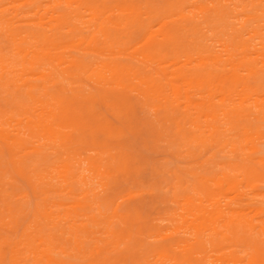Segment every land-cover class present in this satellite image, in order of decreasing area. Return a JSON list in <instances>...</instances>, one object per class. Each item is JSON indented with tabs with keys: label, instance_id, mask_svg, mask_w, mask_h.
<instances>
[{
	"label": "bare ground",
	"instance_id": "bare-ground-1",
	"mask_svg": "<svg viewBox=\"0 0 264 264\" xmlns=\"http://www.w3.org/2000/svg\"><path fill=\"white\" fill-rule=\"evenodd\" d=\"M43 1L51 3L23 2L40 10ZM59 1L65 7L56 9L44 28L19 29L18 23L28 21L19 16L25 11L5 13L6 5L18 1L0 0V31L10 42L7 49L0 47V101L18 102L24 95L38 106L20 119L0 113V264H264V204L247 206L240 198L234 205L212 198L202 204L184 195L181 212L174 214L190 236L163 239L151 253L141 236L144 219L131 203L123 212L117 209L121 227L108 224L106 238L89 236L91 226L107 223L112 200L104 198L111 205L105 212L74 201L77 194H89L77 187L88 175L80 173V162L71 154L81 143L79 134L100 137L97 146L104 148L124 133L97 107L131 105L126 94L131 90L153 108L155 119L172 125L188 152L226 143L232 151L225 130L264 120V102L258 100L264 92V0H166L157 3L155 30L143 24L133 0L125 8H109L124 11L116 18L102 13L110 0ZM82 10L92 14V22L83 25ZM124 27L142 35L140 67L120 58L125 49L114 48L125 42ZM66 36L73 39L67 45L85 44L90 56L59 52ZM34 77L44 81L31 82ZM84 79L101 91H85ZM66 90L71 95L63 94ZM216 94L219 107L213 102ZM184 122L191 128L183 129ZM21 125L40 141L29 140ZM240 128L238 143L252 154L247 159L264 162L263 149ZM89 165L87 170L98 175L99 167ZM242 169L248 183L264 173V166ZM221 178L232 188V175ZM261 214V224L249 218ZM256 227L262 237L254 239L250 233ZM222 241L234 249L209 258L206 247L219 251Z\"/></svg>",
	"mask_w": 264,
	"mask_h": 264
},
{
	"label": "rangeland",
	"instance_id": "rangeland-1",
	"mask_svg": "<svg viewBox=\"0 0 264 264\" xmlns=\"http://www.w3.org/2000/svg\"><path fill=\"white\" fill-rule=\"evenodd\" d=\"M16 1L18 2L6 5L7 8L4 12L14 14L22 10L25 11L20 13L19 16L28 21L18 23L19 29L28 27L42 29L49 16L54 14L56 9L65 7L63 1L54 0L52 2L53 0H51L52 4L43 1L40 10H37L29 7L25 3L26 1L23 2L24 0ZM133 1L139 8V17L143 24L149 25L152 30L157 29V20L159 18L155 16L161 10L157 8L159 6L157 3L162 5L166 0ZM127 2L128 0L107 1L105 6L107 8L103 9L102 13L106 12L104 16H109L110 18L124 16V11H120V9L109 11V8L115 5L125 8ZM191 11L194 12L193 9ZM192 12L188 11L190 14ZM81 13L84 21L83 25L92 22V14L89 11L82 10ZM173 18L176 19V17ZM86 31L88 32L87 29ZM123 31L126 34L125 42L118 46L116 45L114 48L125 49L126 54L120 55L122 60L128 61L136 67L142 66L137 52L142 44V35H139L138 32L132 33L126 27L123 28ZM83 33H86L85 30H83ZM71 40L73 39L69 36L63 37L60 41L62 47L58 49L59 52L65 55L72 53L90 56L85 44H80L76 41L71 46L67 45ZM8 46H10L8 38L0 31V47L7 49ZM257 65L260 67L259 63ZM64 67L73 69L72 67H67V65H64ZM19 77L20 74L18 75ZM29 80L31 82L44 81L43 78L35 79V77ZM81 82H83L85 91H101V87L93 82H89L86 79ZM131 82L136 83V80L132 79ZM17 83L21 84V81L18 80ZM77 84L75 83L73 86L75 87ZM40 92L43 93L42 91ZM63 94L71 95V92L66 90ZM126 94L132 101L131 105L125 106L107 102L108 104L97 107L103 111L113 124L123 129L124 133L109 140L110 142H107L108 146L104 148L97 146L100 144V137H94L93 139L87 133L79 134L81 143L75 146L74 152H71L72 156L80 162V173L86 176L92 175V171L87 170L88 166H90L89 162H94L99 167L98 175L87 176L85 182L78 183L77 187L80 188V191H88L89 194H77L73 197L74 201L79 203L87 202L94 209L99 207L101 212H105L111 205L108 206L104 202V198L109 195L112 200V208L108 210L111 212V216L106 218L107 223L100 221V223L91 226L92 229L89 236L106 238L105 229L109 228L108 224L116 230L119 226L121 227L122 221L115 216L118 212L117 209L119 212H123L125 205L131 203L138 207L143 217L141 219H144L146 227L143 228L141 236L145 238L147 247L150 249L149 253H151L154 252L155 246L162 242L163 239L187 238L190 236L182 227L181 220L178 217L176 220L174 214L175 212H181L182 197L184 195L192 197L194 202L201 201L202 204L207 203L205 201L206 198H212L221 205L225 203L234 205L239 198L247 206L257 202L264 204V173L254 178L251 183L242 178L245 177L243 176L242 165H251L259 169L264 166V162L249 161L247 158L252 155L249 149L244 148L242 143H238L242 132L240 127H243L251 135V142L264 151V120L256 121L250 119L248 122L250 125H245L242 121L240 122L242 126L239 125L236 128H232L233 130L229 129V131L225 130L222 135L226 142L231 143L235 147L232 151L230 150V144L226 143L225 145L212 144L206 150L191 153L188 152L189 146L174 134L172 125L168 121L155 119L156 115L153 108L143 103L135 90L127 91ZM258 94H260V97L262 96L261 98L258 97V100L264 102V92H259ZM19 98L20 100L14 103L0 101V113L10 114L14 118L20 119L30 115L34 110L33 108L38 107L24 95ZM213 102L217 107L221 105V98L218 94L213 97ZM115 110L118 111L117 115L111 114V112L115 113ZM181 110L185 109L182 108ZM198 123L203 125L205 123L204 118H200ZM189 125L184 122L183 129H187L190 127ZM19 128L26 133L25 136L29 140L33 142L40 141L38 136L25 126L21 125ZM183 129L182 132L184 131ZM92 140L95 145H92ZM194 155L195 157H193ZM224 173L234 177L233 180L235 182L230 189L228 188L227 180L221 178V174ZM197 177L199 178L197 179ZM97 181L107 182L108 187L99 185ZM91 188L92 191L90 190ZM238 194L240 195L238 196ZM97 211L95 209L94 212ZM259 217L262 218L263 215L249 216L256 225L257 223L261 224L258 222ZM257 231L258 227L250 233L254 239L262 237ZM155 233L159 235H154ZM219 249V251H216L209 246L206 247V253L209 258H213L212 256L220 253H230L234 247L229 241H222Z\"/></svg>",
	"mask_w": 264,
	"mask_h": 264
}]
</instances>
